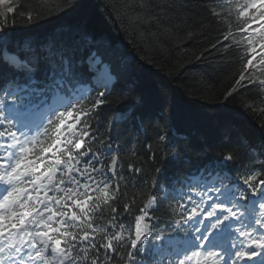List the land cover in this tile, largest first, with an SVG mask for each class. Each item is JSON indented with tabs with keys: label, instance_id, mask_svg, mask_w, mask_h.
Listing matches in <instances>:
<instances>
[{
	"label": "snow or ice",
	"instance_id": "6c2138e0",
	"mask_svg": "<svg viewBox=\"0 0 264 264\" xmlns=\"http://www.w3.org/2000/svg\"><path fill=\"white\" fill-rule=\"evenodd\" d=\"M140 7L189 39L211 25L216 35L196 56L207 71L241 51L242 70L222 107L248 92L242 114L255 117L250 131L223 122L213 150L200 145L193 159L163 106L154 110L140 94L112 108L118 85L126 84L121 96L133 91L132 61L108 58L81 28L18 38L15 29L40 13L20 12V25L9 20V0H0V264H264V0ZM127 126L144 136L148 155L132 151L125 167ZM154 145L166 160L137 205L126 190L147 181Z\"/></svg>",
	"mask_w": 264,
	"mask_h": 264
},
{
	"label": "trees",
	"instance_id": "16d2710c",
	"mask_svg": "<svg viewBox=\"0 0 264 264\" xmlns=\"http://www.w3.org/2000/svg\"><path fill=\"white\" fill-rule=\"evenodd\" d=\"M9 2L13 7L9 20H16L20 25H23L20 12L25 15L30 11L33 14L37 11L40 13V18L33 21L31 26H18L15 29L18 38L43 41L50 34L59 35L69 29L81 28L100 45L102 52H107L108 58L132 61L129 80L134 82L133 91L121 96L120 89L126 84L118 85L109 96L112 108L119 107L121 100L134 103L140 94L147 97L154 110L163 106L164 115L173 122L177 137L190 142L189 154L193 159L199 153L200 145H204L208 151L213 150L212 145L225 131L221 126L223 122H227L230 129L250 131L255 117L249 114L246 118L242 114V105L250 99L248 92L239 93L222 107L225 103L224 93L242 70L241 51L233 49L220 58L222 63L213 61L215 71H207L205 63L196 59L208 47L207 41L216 35L211 25L208 26L207 34L198 31L195 38L189 39L187 32L181 31L179 25L172 28L168 24L155 22L152 19L155 12L140 7L144 0ZM211 42L215 43V40ZM260 99L264 100V93H261ZM258 106L264 107V103ZM111 115L113 113H109ZM120 130L133 138L122 155L125 167L127 162H133L132 151H138L139 158L146 160L148 153L144 148V136L138 135L131 126ZM100 131L104 133L105 128L101 127ZM153 150L157 151V163L145 168L147 181L142 184L134 182L126 190V199H135L137 205H141L150 192L149 185L155 179L154 167L163 166L166 160L163 146L157 150L154 145ZM167 203L174 206L171 201ZM162 214L163 210L158 213ZM164 218L168 219L167 216Z\"/></svg>",
	"mask_w": 264,
	"mask_h": 264
}]
</instances>
